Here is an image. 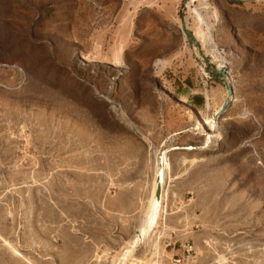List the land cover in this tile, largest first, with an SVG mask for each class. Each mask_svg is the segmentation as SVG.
<instances>
[{
	"label": "rangeland",
	"instance_id": "rangeland-1",
	"mask_svg": "<svg viewBox=\"0 0 264 264\" xmlns=\"http://www.w3.org/2000/svg\"><path fill=\"white\" fill-rule=\"evenodd\" d=\"M0 264H264V0H0Z\"/></svg>",
	"mask_w": 264,
	"mask_h": 264
},
{
	"label": "water",
	"instance_id": "water-1",
	"mask_svg": "<svg viewBox=\"0 0 264 264\" xmlns=\"http://www.w3.org/2000/svg\"><path fill=\"white\" fill-rule=\"evenodd\" d=\"M222 77L226 78L227 75L224 72H222ZM226 88H227L229 97H232L233 88L229 84H227ZM229 107H230V103L223 105V107L221 108L219 113H217L215 116L212 117V122L216 123L218 121L219 117L222 116ZM193 149H194V147H188V150H193ZM164 152H162L159 156V171H158V174L156 175V179H155V181H156V185H155V187H156V191H155V200H156L155 218H156V221H157V218L159 215V211L161 209L162 197H163L164 175H165V165H164V158H163ZM138 235H139V232L137 231V236ZM138 240L140 241V243L142 242L140 237H138V238L136 237L133 240V243L131 244L129 250H134L136 248V243Z\"/></svg>",
	"mask_w": 264,
	"mask_h": 264
},
{
	"label": "bare ground",
	"instance_id": "bare-ground-1",
	"mask_svg": "<svg viewBox=\"0 0 264 264\" xmlns=\"http://www.w3.org/2000/svg\"><path fill=\"white\" fill-rule=\"evenodd\" d=\"M221 110V109H220ZM219 113V112H218ZM217 114V113H216ZM215 114V115H216ZM179 149V148H178ZM186 149H188V147L187 148H185V150ZM166 153V151L164 152V154H163V158H164V165H165V154ZM165 181H166V166H165V175H164V188H163V197H162V201H163V199H164V193H165ZM156 188V187H155ZM155 191H156V189H155ZM154 200H155V196H154ZM162 207H163V205H161V209H160V211H159V215H158V218H157V221H156V218H155V210H156V200H155V205H154V209H153V223H154V225H156L157 224V222H158V220H159V217H160V213H161V210H162ZM138 237H140V239L143 241V237H142V235H141V233L139 232V235L137 236V238ZM139 241V240H138ZM137 241V243H136V248H137V246H138V244H140V241L138 242ZM133 243V242H132ZM142 243V242H141ZM135 248V249H136ZM135 249L134 250H129V251H126V253L125 254H129V253H131V252H133V251H135Z\"/></svg>",
	"mask_w": 264,
	"mask_h": 264
},
{
	"label": "built area",
	"instance_id": "built-area-1",
	"mask_svg": "<svg viewBox=\"0 0 264 264\" xmlns=\"http://www.w3.org/2000/svg\"><path fill=\"white\" fill-rule=\"evenodd\" d=\"M184 250H185V252L188 254V255H191L192 253H194L195 251H194V247H192L190 244H186V245H184ZM177 256H178V258H179V255L178 254H176ZM182 260L181 259H178L177 260V263H179V262H181Z\"/></svg>",
	"mask_w": 264,
	"mask_h": 264
}]
</instances>
